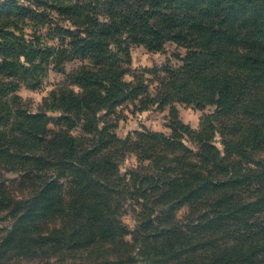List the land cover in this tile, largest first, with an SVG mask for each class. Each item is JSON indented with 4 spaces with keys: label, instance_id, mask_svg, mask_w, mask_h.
<instances>
[{
    "label": "trees",
    "instance_id": "obj_1",
    "mask_svg": "<svg viewBox=\"0 0 264 264\" xmlns=\"http://www.w3.org/2000/svg\"><path fill=\"white\" fill-rule=\"evenodd\" d=\"M167 43L185 50L179 64L132 68V45ZM50 70L63 79L35 112L0 93V159L42 171L28 197L0 196L9 234L75 172L87 222L66 246L116 237L145 264H264V0H0V77L37 87ZM176 103L214 111L194 129ZM166 108L169 134L111 131L123 109Z\"/></svg>",
    "mask_w": 264,
    "mask_h": 264
},
{
    "label": "rangeland",
    "instance_id": "obj_2",
    "mask_svg": "<svg viewBox=\"0 0 264 264\" xmlns=\"http://www.w3.org/2000/svg\"><path fill=\"white\" fill-rule=\"evenodd\" d=\"M184 51L170 43L158 51L149 50L141 44L132 45L130 48L131 65L132 68L152 67L168 61L177 65L179 61L176 59V53L183 55ZM73 65V63H67L66 69H70ZM62 79V73L50 70L41 85L30 87L22 80L18 81L17 78L0 77L2 84L9 81L16 83L0 93L6 98L13 94L19 95L29 110L35 112L53 84ZM126 79L130 77L126 76ZM175 106L178 118L194 129L198 128L203 116L214 111L213 106H206L202 110L195 108L194 105L182 103H176ZM116 120L117 123L111 131L121 138L140 129L141 126L165 134L171 132L168 127L167 108L164 110L149 109L135 114L123 109V113L120 112ZM134 162L133 156L126 155L121 161V170L131 166ZM31 166L32 160L27 157L22 159H14L9 155L1 157L0 196L28 197L33 189L31 183L37 182L36 175L42 172L35 169L29 171ZM74 175L75 172H67L66 176L58 178L56 185L48 190L46 201H50V206L46 208V212L28 217L21 224H17L19 227L11 234L9 230L14 220L6 216L7 209H0V241L7 238L6 241L0 242V264H145L140 255L135 253L137 249L125 244L120 238H104L97 243L76 241L68 246L62 242L63 235L66 237L79 235L84 229V223L87 222L83 212L77 207L79 203L76 202V198L79 193H76L74 187L68 184L69 178ZM72 198L74 200L70 202ZM57 206L65 210L58 213L52 212ZM180 214L181 212L178 213ZM104 218L105 220L112 218L111 221H114V215L108 210L104 211ZM120 219L130 228L133 227L130 214ZM54 228H57L58 234L51 236L52 240L48 241L50 244L44 245L42 241H36L38 235H44ZM125 239L129 240L130 236H126Z\"/></svg>",
    "mask_w": 264,
    "mask_h": 264
}]
</instances>
